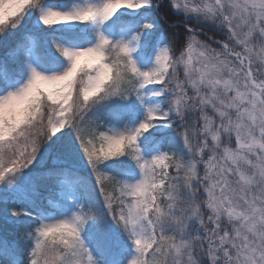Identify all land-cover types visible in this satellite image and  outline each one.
I'll use <instances>...</instances> for the list:
<instances>
[{
    "label": "snow or ice",
    "instance_id": "6c2138e0",
    "mask_svg": "<svg viewBox=\"0 0 264 264\" xmlns=\"http://www.w3.org/2000/svg\"><path fill=\"white\" fill-rule=\"evenodd\" d=\"M167 5L0 0V264H264V0Z\"/></svg>",
    "mask_w": 264,
    "mask_h": 264
},
{
    "label": "trees",
    "instance_id": "16d2710c",
    "mask_svg": "<svg viewBox=\"0 0 264 264\" xmlns=\"http://www.w3.org/2000/svg\"><path fill=\"white\" fill-rule=\"evenodd\" d=\"M47 2L55 3V4H69L72 2V0H47ZM163 11H165V12L168 11L167 0H164ZM153 15H155L159 19L160 13L154 12ZM172 15H173L172 13H169L170 18L172 17ZM34 17L35 16L29 17L24 22L23 26L20 28V30L18 32L10 33L8 40L10 42L15 41L17 38L23 37L25 35L32 36L35 39L39 40L41 38V33L38 32L37 30H33L31 28L32 26H34V24H33ZM64 31H73V30H62V29L57 30L56 28H54L53 30H51L50 34L59 35V34H62ZM168 31H169V29L167 27V24L161 20L159 22L157 29H156V32L153 34V36L151 38V42H155L157 37L162 38L165 34L168 33ZM209 34H211V33H209ZM85 35H90V30L87 28L85 29ZM150 50L151 49L149 48V51ZM2 53H3V48H0V54H2ZM50 53L52 54L53 57L55 55H58L57 53H55L54 48L50 49ZM62 66H63L62 64L57 62V65H56L57 68H60ZM180 76L182 78L181 74H180ZM174 132H175V129H173L172 133H170V134H174ZM77 166L80 168L81 174L91 183L92 177L88 173V170L81 165H77ZM201 174H203L202 168H201ZM7 195H8L7 193L0 191V237L6 236L8 239L13 241L14 246L18 250L19 258L22 259L24 249L26 247V242L16 234L13 224L5 223L4 211H5L6 207H21L24 205H22L20 203L12 204L10 200L7 204H5L4 201H5V197ZM25 223L27 224L28 222L25 221ZM111 232L113 233V236L116 237V239L114 238V242L112 243L109 258L110 259L115 258L117 260H122L127 256V245H126V241H125V234L120 229H117V228H113Z\"/></svg>",
    "mask_w": 264,
    "mask_h": 264
},
{
    "label": "rangeland",
    "instance_id": "374dc122",
    "mask_svg": "<svg viewBox=\"0 0 264 264\" xmlns=\"http://www.w3.org/2000/svg\"><path fill=\"white\" fill-rule=\"evenodd\" d=\"M47 3H49V2H47ZM50 4H55V3H50ZM33 24H34V26H32L31 28L33 29V30H36V25H35V17H34V19H33ZM57 30H59V29H62V30H74L73 29V26H71V25H57V26H54ZM141 66L142 67H150L151 66V64L150 63H143L142 61H141ZM181 75H182V77H183V73H182V71H181V73H180ZM114 238L116 239V237H114L113 236V233L111 232L110 233V236H109V246H110V250H111V246H112V243L114 242Z\"/></svg>",
    "mask_w": 264,
    "mask_h": 264
}]
</instances>
